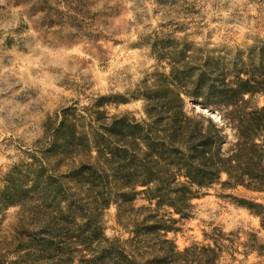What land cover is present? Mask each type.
Instances as JSON below:
<instances>
[{"label": "trees", "instance_id": "trees-1", "mask_svg": "<svg viewBox=\"0 0 264 264\" xmlns=\"http://www.w3.org/2000/svg\"><path fill=\"white\" fill-rule=\"evenodd\" d=\"M146 43L163 72L129 99L102 96L62 110L32 180L22 167L7 175L0 213L16 209L18 223L10 241L0 237V264H224L220 230L214 245L183 251L168 234L194 217V201L214 185L264 193V105L256 102L264 95V39L246 50L159 36ZM130 100L143 101V118L107 110ZM237 201L264 231V204ZM111 207L127 238L107 235ZM245 247L264 256L256 235Z\"/></svg>", "mask_w": 264, "mask_h": 264}, {"label": "rangeland", "instance_id": "rangeland-1", "mask_svg": "<svg viewBox=\"0 0 264 264\" xmlns=\"http://www.w3.org/2000/svg\"><path fill=\"white\" fill-rule=\"evenodd\" d=\"M154 36L246 50L264 39V0H0V189L16 167L32 180L31 165L42 160L62 110L90 107L102 96L129 99L147 77L163 72L146 43ZM256 102L263 106L264 95ZM143 106L130 100L107 110L140 119ZM241 199L264 204V193L214 185L194 201V217L168 238L183 251L214 245L220 230L224 264H264V256L245 247L255 235L264 240V231L259 218L237 205ZM16 212L0 213L3 240L12 238ZM106 214L107 235L127 238L115 208Z\"/></svg>", "mask_w": 264, "mask_h": 264}, {"label": "water", "instance_id": "water-1", "mask_svg": "<svg viewBox=\"0 0 264 264\" xmlns=\"http://www.w3.org/2000/svg\"><path fill=\"white\" fill-rule=\"evenodd\" d=\"M195 106V109L198 110V111H202L203 114H208L210 115L212 118H218V115H217V112L216 111H210L209 109L207 108H204V107H201L199 105H194Z\"/></svg>", "mask_w": 264, "mask_h": 264}]
</instances>
